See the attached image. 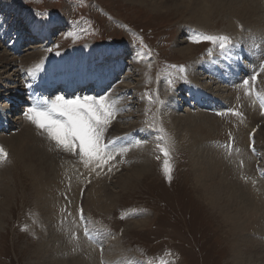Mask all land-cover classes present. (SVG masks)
Masks as SVG:
<instances>
[{"label":"rangeland","instance_id":"1","mask_svg":"<svg viewBox=\"0 0 264 264\" xmlns=\"http://www.w3.org/2000/svg\"><path fill=\"white\" fill-rule=\"evenodd\" d=\"M177 4L156 8L135 0H0V55H9L0 65L1 95H6L4 87L20 92L26 89L23 82L29 84L28 77L35 76L44 67L45 59L50 60L49 67L58 65L52 63L61 61L62 56L67 60L76 55H80L79 59L84 56L80 61L85 62L88 72L99 69L102 74L105 68L122 62L125 72L117 82L105 88L110 94L104 103L112 105L114 111L104 131L110 138L136 136L131 142L134 144L126 147L127 151L113 153V158L119 159L117 164L113 163L116 166H110L113 158L100 167L94 163L85 165L81 156L76 163L70 153L57 150L48 136L39 135L36 125L26 118L25 110H21L22 117H17L16 112L10 113L15 108L9 110L10 114H6L13 116L11 128L17 127L13 132L0 135V145L7 153V158L0 162V264H135L136 259L139 264H255L262 262L260 257L264 260V230L255 227L257 231L249 230L246 234L256 243L255 248L261 249L260 257L258 253L251 257L248 248L253 252L255 248L252 249L250 242H244L245 235L238 230L236 217L223 213L224 205H215L209 184L198 177L193 166L195 152L203 150L224 186L233 180L237 186L249 189L252 199L264 203V183L257 184L252 173L249 185H245L241 165L235 157L236 150L242 149L247 157L251 156L246 157L247 160H259L256 167L264 170V118L260 110L253 117L255 114H247L243 109L254 97L252 91L249 94L248 85V91L239 93L241 89H237L235 93L215 82L210 83L200 66L201 61L215 59L221 50L218 45L199 39L203 35H227L231 38L227 48L251 44L257 48L255 51L264 49V0H244L242 17L229 9H221L217 0ZM25 17L36 21V31L29 25L33 21H26ZM62 20L65 24L59 26L63 27H56ZM14 33L22 40L23 48L18 53L14 48L17 39L12 38ZM7 34L14 35L7 37ZM108 54L112 57L108 58ZM195 63L199 64L197 82L191 72ZM62 69L78 70L68 66ZM18 71H21L20 77ZM24 72L28 74L27 77L25 73V79ZM15 74L18 78L13 77ZM263 75L264 72L253 85L254 95L260 97L264 91ZM8 77L16 82H6ZM195 85L209 88L217 98L224 99L229 108L234 106L233 113L221 112L228 114L227 120L243 115L246 119L226 122L216 119L212 113L209 119L205 113L201 116L203 110L181 105L184 89ZM254 99L257 103V98ZM34 100L32 93L31 102ZM0 105L2 108L8 105L5 98ZM22 106L18 107L19 111ZM186 113L195 114L192 118L197 124L207 121L210 131L203 135L199 145L188 143V148L183 150L176 144L182 130L175 120L186 117ZM22 118L26 119L24 124ZM247 121L250 131L259 126L254 146L258 151L254 154L249 149L250 143L243 147L238 140L241 124ZM229 127L235 129L236 143L231 150L224 146ZM15 137V142L6 141ZM16 152L28 159H22ZM166 162L171 179L165 174ZM75 171L78 174H74ZM131 173L137 175L129 184L120 182ZM75 175L77 180L73 178ZM70 176H73L72 182L74 179L77 182L71 183ZM80 176L83 180L86 177L84 182ZM214 177L215 174L212 183L217 178ZM57 183L79 186L73 198L79 211L74 216L63 203L55 207L57 210L53 205L41 204L38 191L54 193ZM49 185L54 186L51 189ZM64 194L60 197L71 201L67 191ZM52 200L57 202L55 195ZM81 209L90 239L80 238L85 231V224L79 221ZM100 230L112 234L109 245ZM90 245L97 246L96 258Z\"/></svg>","mask_w":264,"mask_h":264},{"label":"bare ground","instance_id":"2","mask_svg":"<svg viewBox=\"0 0 264 264\" xmlns=\"http://www.w3.org/2000/svg\"><path fill=\"white\" fill-rule=\"evenodd\" d=\"M135 1H137V2H148L149 4H151L152 6H155L156 8H159V7H163V6H172V5H175V6H178V4H177V2H179L180 4H182V5H189V3L192 1V0H135ZM218 1V3H219V5H220V7H221V9L222 8H224V9H229V10H231V13L233 14H236L237 16H239V17H242V15L244 14L243 13V11L245 10V8H243V6H242V4H243V1L244 0H217ZM247 1V0H246ZM249 1V0H248ZM245 5V4H244ZM252 5H253V3H252ZM257 5V4H256ZM257 6H259V5H257ZM246 7V6H245ZM247 7H249V6H247ZM191 9H192V7H190ZM257 8V7H256ZM247 9V8H246ZM258 9H259V7H258ZM261 11V10H260ZM250 12V11H249ZM259 12V11H258ZM260 13V12H259ZM250 16V15H249ZM252 16V15H251ZM254 16V15H253ZM255 17V16H254ZM256 17H258V16H256ZM261 18H262V16H261ZM30 18H26L25 17V20L26 21H28ZM242 19V18H241ZM246 19V18H245ZM248 19V18H247ZM253 19V18H252ZM255 19V18H254ZM258 19V18H257ZM257 19H256V21H257ZM29 21H33V20H29ZM251 23V22H250ZM65 23L63 22V20L62 21H59V23L57 24L58 26L59 25H64ZM13 25H15V24H13ZM29 25L30 26H32L33 27V29H34V31H36V29H37V23H36V21L34 22L33 21V23H29ZM252 25H255V24H252ZM188 28H190V27H188ZM3 39V38H2ZM244 41V40H243ZM241 42H238V44H240ZM1 48V47H0ZM250 50H252V48L250 49ZM103 51V50H102ZM2 52V51H1ZM98 52H101V51H98ZM183 53V52H182ZM185 54V53H184ZM37 55L40 57V58H43V55L42 54H39V53H37ZM85 55V54H84ZM111 55H113V54H111ZM9 56V55H8ZM8 56H7V54H1L0 55V65L1 64H4V62H5V60L8 58ZM79 56L80 55H76V56H72L71 57V59H69V60H67V59H64L63 61H61V63H60V66L61 67H64V66H67V65H75V67L76 66H78V67H81V70H82V72H81V74L82 75H85V73H86V70H85V66H84V64H83V62H81L80 60H83L84 59V56H83V59L81 58V59H79ZM87 58V57H86ZM210 60V59H209ZM209 60H207V61H201V65L200 66H202L203 68H204V74H206V72H205V68H206V66L207 65H210V62H209ZM42 61V60H41ZM43 61H44V59H43ZM49 59L48 60H46L45 59V61L43 62L44 64H46V65H44L43 64V66L44 67H48V65H49ZM7 62H9V61H7ZM209 62V63H208ZM14 63V62H13ZM206 64V65H205ZM8 65H10V64H8ZM7 65V66H8ZM205 65V66H204ZM18 66V65H17ZM1 67V66H0ZM13 67H14V65H13ZM19 67H21V66H19ZM4 68V67H3ZM30 68V67H29ZM195 68V71L193 70ZM197 68L199 69V64H194L192 67H191V72H192V74H193V76H194V81H196L197 82V76H198V73H197ZM13 69V68H12ZM24 69V68H23ZM31 69V68H30ZM29 69V70H30ZM66 69V68H65ZM87 69V68H86ZM34 70V69H33ZM23 71V70H22ZM28 71V70H27ZM31 71V70H30ZM32 72V71H31ZM8 72L6 71V72H3V74L5 75V74H7ZM15 73V72H14ZM18 73H20V75L18 76V77H20L21 76V71H18ZM80 74V75H81ZM1 75V74H0ZM13 77H16V78H18L17 77V74H15ZM13 77H8L7 79H6V82H10L11 84L14 82L13 81ZM263 77H264V75H263ZM1 78V77H0ZM5 78V77H4ZM90 78L91 77H89V78H87L86 80H84V76H80L77 80H76V85H72V86H74V87H77V86H80L82 83H84L85 81H89L90 80ZM68 78L66 77V78H60V79H58V81L57 82H62V81H66ZM2 80V79H1ZM200 81V80H199ZM16 82V81H15ZM14 82V83H15ZM25 85L24 86H27L28 84L27 83H25V81L23 82ZM50 89H54V87H55V85L54 84H51L50 86ZM252 87H253V85H252ZM252 87H251V91H252V95L254 96V92H253V90H252ZM191 88H193V86L191 87ZM73 88H68L67 90L69 91V90H72ZM2 90H3V87H2ZM11 90H14L13 91V93H11L12 91ZM1 93L2 92H0V101H2V99H4L5 98V101H6V103H8V105L6 106V107H4V108H2V106L0 105V107L3 109V111H1L0 112V126L3 124V126H5V127H11V125L13 124V122L9 119V117H6L5 115H6V113H9L10 111L9 110H11L12 108H18L19 106H21V104H24V103H27L26 101H25V98H24V95H21V94H23V92H20V90L19 89H16V88H5L4 87V91H3V93L4 94H6V95H4V96H2L1 95ZM220 93L221 92H219V95H220ZM262 95V97H264V91H263V94H261ZM29 96H30V98L32 97V93H30L29 94ZM85 96V95H84ZM89 96V95H88ZM88 96H86V97H88ZM252 101H248V103L247 104H244L243 105V109H244V111L245 112H247V114H255V115H253V117H256L257 116V114L256 113H258V110H256L257 108H256V106H257V104H256V102H255V99H254V97H252V99H251ZM263 100V99H262ZM31 101V100H30ZM256 105V106H254V104ZM4 104V103H3ZM258 107V106H257ZM23 111V110H22ZM21 111V112H22ZM261 111H262V109H261ZM176 112H178V106L177 107H175V113ZM198 113V112H197ZM200 113H201V116H202V114H204L205 113V115H207V117L210 119L211 118V116L209 115L210 114V112H206V111H200ZM177 114V113H176ZM185 114V113H184ZM193 114V113H192ZM242 115V114H241ZM24 116V115H23ZM189 116H191V117H189ZM185 117V116H184ZM183 117V118H184ZM192 117H195V114L194 115H191V114H189V115H187V113H186V117L183 119L182 117V119L181 118H178V119H176L175 120V123L176 124H178V126L180 127V129L182 130V133H181V138H179L178 139V141H177V143L176 144H178V145H180V146H182L183 147V150H184V148H188L187 147V145H188V143H192V144H195V145H199L200 143V140L203 138V135H206L209 131H210V124L207 122V121H205V123L204 124H197L196 123V120L194 119V118H192ZM20 119V118H19ZM23 119V124H24V122L26 121V119L25 118H22ZM212 119H214V118H212ZM216 119H217V117H216ZM244 119H246L245 117H244ZM7 123H9V125L10 126H8L7 125ZM10 123H12V124H10ZM243 123V122H242ZM250 123H249V121H247V123H244L243 125L241 124V132H240V134H239V136H238V140H239V144L240 145H242L243 147H246V146H248V143H249V139H250V136H251V132L254 130V128L252 127V130L250 131L249 130V125ZM257 125V124H256ZM255 125V126H256ZM11 129V128H10ZM159 133V132H158ZM18 136V135H17ZM255 136H256V134H255ZM21 138V137H20ZM15 139H17L16 137L15 138H12L11 140L10 139H8V140H6V141H9V142H15ZM2 140V137H0V141ZM19 141V140H18ZM17 141V142H18ZM25 141V140H24ZM19 143H22V142H19ZM32 143V142H31ZM1 144V143H0ZM3 144V143H2ZM25 144V143H24ZM33 144V143H32ZM10 145H12L11 143H10ZM22 145V144H21ZM26 145V144H25ZM27 145H29V143L27 144ZM44 145V144H43ZM14 147V146H13ZM12 147V148H13ZM249 147H251V146H249ZM111 148L112 147H110L109 148V151L111 150ZM256 148L258 149V147L256 146ZM21 149V148H20ZM26 149V148H25ZM44 149V148H43ZM42 149V150H43ZM48 149V148H47ZM250 149V151H251V148H249ZM255 149V148H254ZM24 150V149H23ZM41 150V151H42ZM186 150V149H185ZM256 150V149H255ZM18 151V150H17ZM30 151V150H29ZM37 151V150H36ZM46 151V150H45ZM44 151V152H45ZM23 152V151H22ZM256 153H257V151H255ZM16 153H18V152H16ZM251 153L252 154H254V152H252L251 151ZM18 154H20V155H18L19 157L21 156V158L22 159H28V158H26L25 156H24V154L23 153H18ZM23 154V155H22ZM27 154V153H26ZM44 154V153H43ZM40 155V154H39ZM28 156V155H27ZM47 156V155H46ZM71 156V155H70ZM29 157V156H28ZM42 157V156H41ZM235 157H236V160L239 162V164L241 165V178H242V180L244 181V183H245V185H249V183H250V177H251V174L253 173L255 176H256V182H257V184H261V183H264V179H262V178H260V179H262V180H259V178H258V174H259V168H257L256 166H258L259 164L257 163L259 160H257V159H249V160H247V158L249 157V158H251V156H250V154H248V157H247V154H246V152H244V151H242V149H237L236 150V152H235ZM247 157V158H246ZM35 158V157H34ZM195 160H193V166H195L194 168L197 170L196 171V173H197V175H198V177L201 179V180H203V181H205L206 183H208L209 184V187H210V190H211V198H213V200H215V205H217V206H220L219 204H221V205H224L223 207H221L222 209H221V211L224 213V212H227V214H230V213H232V214H230V216H233V217H236V220H237V228H238V230H240L242 233H243V235H245V240H244V242L245 243H248V242H250V244H251V247H252V249H254L255 248V242L253 241V240H250V238H248L247 236H246V234H247V232H249V230H255V231H257L258 229H259V227H261L263 230H264V203H260V201L259 200H255V199H252V197H251V192H250V190L249 189H245V188H242V187H239V186H237L235 183H234V181L233 180H231L230 182H228L227 181V183H228V186H224V184H222L221 183V181L219 180V178L216 176V170H215V168H213L211 165H210V162H209V164H208V161H207V157L205 156V153H204V151L203 150H198L197 152H195ZM37 159V158H36ZM48 159V158H47ZM72 159V158H71ZM70 159V160H71ZM36 161V160H35ZM34 161V162H35ZM50 161V160H49ZM72 162V161H71ZM107 162H109V161H107ZM260 162V161H259ZM9 163V162H8ZM73 163V162H72ZM77 163V162H76ZM94 163V162H93ZM93 163H92V165H93ZM41 164V163H40ZM4 165V164H3ZM44 165V164H43ZM46 165H48V164H46ZM86 165V164H85ZM8 166V165H7ZM37 166V165H36ZM42 167V169L44 168L43 166H41ZM260 167V166H259ZM75 168H77V167H75ZM261 168V167H260ZM41 169V168H40ZM74 170V169H73ZM83 170V169H82ZM33 171V170H32ZM39 171V170H38ZM45 171H46V168H45ZM49 170H47V172H48ZM78 171H80V170H78ZM78 171L76 172H74V174L76 173V174H78ZM83 171H85V170H83ZM86 171H87V169H86ZM43 172V171H42ZM81 172V171H80ZM79 172V174H81ZM261 172H263V171H261ZM49 173V172H48ZM87 172H85V174H86ZM6 174V173H5ZM37 174V173H36ZM73 174V173H72ZM84 174V173H83ZM214 174H215V177L214 178H216L215 180H214V182L212 183L211 182V180L213 179V176H214ZM41 175V174H40ZM68 175H69V173H68ZM87 175V174H86ZM85 175V176H86ZM94 175V174H93ZM99 175V174H98ZM136 175L137 174H135V173H131L130 174V176H128V178H126V180H121L120 182L121 183H124V184H129L134 178H136ZM205 175H207L206 177H205ZM47 176H49V175H46V177ZM55 176V175H54ZM58 176V175H57ZM63 176V175H62ZM61 176V177H62ZM65 176V175H64ZM74 176V175H73ZM73 176H70L71 178V183H73L74 184V181H76L77 179V177H76V175H75V177H73ZM104 176V175H103ZM0 177H1V175H0ZM65 177H69V176H65ZM75 178L74 179V181L72 182V180H73V178ZM84 177V175L82 176V178ZM40 178V177H39ZM50 178V177H49ZM59 178V177H58ZM66 178V179H67ZM80 179H81V176L79 177ZM86 178V177H85ZM85 178H84V180L83 179H81V181L82 182H84L85 181ZM97 179H98V176L96 177ZM101 177H99V179H100ZM103 178V177H102ZM42 179V178H41ZM43 179H45V178H43ZM54 179H55V177H54ZM62 179H64V177H62ZM69 179V178H68ZM80 179H78V182H80L79 180ZM88 179H90V178H88ZM94 179V178H93ZM119 179H120V177H119ZM90 180H92V178L90 179ZM101 180V179H100ZM107 180V179H106ZM105 180V181H106ZM45 181V180H44ZM65 181H66V183H68L67 182V180H63V182L65 183ZM69 181V180H68ZM101 181H103V180H101ZM51 182H52V180H51ZM61 182V181H60ZM70 182V181H69ZM77 182V181H76ZM75 182V183H76ZM86 182H87V180H86ZM93 182V181H92ZM223 183H225L226 184V182L225 181H222ZM45 183H47V182H45ZM54 183H56V182H54ZM70 183V184H71ZM89 183V182H88ZM103 183H106V182H103ZM48 184V183H47ZM51 184V183H50ZM58 184V183H57ZM56 184V185H57ZM60 184V183H59ZM59 184H58V187L54 190V193H51V194H47V191L45 192V191H38V195H39V198H40V201H41V204L42 205H44L45 206V204H44V202L46 203V204H48V205H53L54 206V208L56 207V206H58V205H61L62 203V206H67V207H69V211H71L72 212V216H74L75 215V212L76 211H79V205L78 204H76L75 203V197H76V195H77V187H79V186H77L78 185V183H76L77 185H73V184H71L70 185V187L69 186H63V185H60L59 186ZM83 185V183H80L79 185ZM87 184V183H86ZM98 184V183H97ZM46 185V184H45ZM69 185V184H68ZM92 185V184H91ZM95 185V184H94ZM93 185V186H94ZM103 185V184H102ZM105 185V184H104ZM103 185V186H104ZM50 186V188L52 189L53 188V186H51V185H49ZM97 186V185H96ZM47 187H48V185H47ZM91 187V186H90ZM99 187V186H98ZM105 187H106V185H105ZM104 187V188H105ZM110 187V186H109ZM36 188V187H35ZM82 189H83V187H81ZM103 188V187H102ZM92 189V188H91ZM90 189V190H91ZM50 191V190H49ZM48 191V192H49ZM52 191V190H51ZM50 191V192H51ZM67 191V193L70 195H68L67 194V196H69L70 197V199H71V201L70 200H68V202L66 201V200H64L63 198H61L60 197V195H66V194H64L65 192ZM101 191V190H100ZM106 191V190H105ZM49 192V193H50ZM63 192V193H62ZM108 192V191H107ZM81 193V192H80ZM110 194V193H109ZM109 194H107V195H109ZM54 195L56 196V198H57V202H53V200H52V198L54 197ZM79 196V195H78ZM74 198V199H73ZM100 198H101V196H100ZM104 198V197H103ZM106 198V197H105ZM77 199V198H76ZM211 200V199H210ZM67 203V204H64V203ZM78 202V201H77ZM212 202V201H211ZM216 207V206H215ZM217 208V207H216ZM214 209V208H213ZM55 210H57L56 208H55ZM220 211V210H219ZM218 211V212H219ZM222 212H221V214H222ZM230 216H227V217H230ZM235 219V218H234ZM231 220V219H230ZM229 220V221H230ZM78 221V220H77ZM225 221V220H224ZM235 221V220H234ZM247 223V225H245ZM81 224H82V222H81ZM233 224V223H232ZM255 227H257V228H255ZM81 229H83V228H81ZM101 231V230H100ZM101 236L103 237V240H104V242H106V243H108V245L110 244V242L112 241V234L111 233H108V232H106V231H104V230H102L101 231ZM239 233V232H238ZM245 233V234H244ZM250 233H248V235H249ZM83 236H84V231H83V233H82V237L80 236V238L81 239H83ZM252 242V243H251ZM90 247H92L94 250H92V255L95 257V250L97 249V246H92V245H90ZM89 247V248H90ZM91 250V249H90ZM248 250L249 251H247L249 254H250V256L251 257H253V256H255V255H257L256 253H258V255H259V257H260V255H261V253H259V252H261V249H257V248H255V252H253L251 249H249L248 248ZM48 252V251H47ZM45 253H46V251H45ZM46 254H48V257H49V253H46ZM100 256V255H99ZM47 257V256H46ZM251 257H250V259H251ZM96 258V257H95ZM100 257H97V259H99ZM257 258V257H256ZM256 258H255V260H256ZM46 259V258H45ZM49 260H50V258H48ZM47 259V260H48ZM253 259V258H252ZM53 260V259H52ZM260 260L262 261V262H259V261H256V263L255 264H264V260H263V258H261L260 257ZM43 261H45V260H43ZM51 261V260H50ZM60 262V261H59ZM58 262V263H59ZM61 263V262H60ZM45 264V263H44ZM47 264H54V263H52V262H48ZM135 264H139V261L136 259L135 260Z\"/></svg>","mask_w":264,"mask_h":264},{"label":"snow or ice","instance_id":"3","mask_svg":"<svg viewBox=\"0 0 264 264\" xmlns=\"http://www.w3.org/2000/svg\"><path fill=\"white\" fill-rule=\"evenodd\" d=\"M199 39L218 45L221 51L226 50L231 44V38L227 35H203ZM260 71L264 72V66ZM244 84L247 85L248 81H244ZM105 99L101 97L98 103L95 97L66 100L60 96L49 107L29 109L32 115H26L37 128L48 134L57 147L65 151L77 148L86 165L94 162L96 167H100L113 158V153L127 151V148L123 147H112L109 151L108 145H102L103 132L114 111L112 105L104 103ZM261 106L264 107V101ZM164 154L168 155L167 150H164ZM6 158L7 153L0 148V162ZM164 170L171 179L167 162ZM83 218L81 209V219ZM85 235L91 238L87 227H85Z\"/></svg>","mask_w":264,"mask_h":264}]
</instances>
